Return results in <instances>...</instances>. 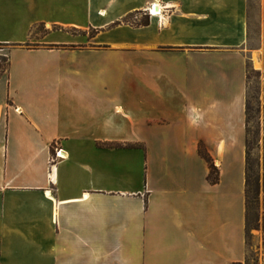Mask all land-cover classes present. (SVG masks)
<instances>
[{
    "label": "crops",
    "instance_id": "0c3cea01",
    "mask_svg": "<svg viewBox=\"0 0 264 264\" xmlns=\"http://www.w3.org/2000/svg\"><path fill=\"white\" fill-rule=\"evenodd\" d=\"M260 15L250 48V0H0V264H245L248 64L263 75L264 215V0ZM170 47L190 65L185 106L118 88L126 53ZM86 52L113 74L71 78Z\"/></svg>",
    "mask_w": 264,
    "mask_h": 264
},
{
    "label": "rangeland",
    "instance_id": "374dc122",
    "mask_svg": "<svg viewBox=\"0 0 264 264\" xmlns=\"http://www.w3.org/2000/svg\"><path fill=\"white\" fill-rule=\"evenodd\" d=\"M261 0H250V19L252 23L251 30V42L250 48H256L260 44V25H261ZM150 17L146 12L135 15L131 18V25H135L143 18ZM159 31V30H158ZM90 34L95 35V32ZM125 35V33L123 32ZM114 35H122L116 33ZM127 36V35H125ZM143 36H149L150 39L155 41L164 40L170 43H182L185 44V31L181 29H172L164 33L161 36H157V31L154 29L151 32H144ZM107 39V38H104ZM7 48L0 46V52L6 51ZM185 48L170 47L163 49L161 52H135L126 53L127 61L117 64L119 71H123L124 77L120 80L119 89L125 91H142L149 92L151 89L158 90L164 95L170 97L173 96V106L182 107L185 106V76L190 72L189 62L185 60ZM5 54V52H3ZM104 53H78L77 63L70 64L67 67L71 78L82 79V77L76 76L80 73L83 77L86 75L97 76L103 72H109L113 74V68L108 65L104 60ZM131 59V60H130ZM108 68V69H107ZM105 69V71H102ZM66 70V71H67ZM107 70V71H106ZM255 71V70H254ZM136 75V77H134ZM113 84H110V88ZM251 96L259 98L261 107H263V75L259 78H253L251 82ZM262 118V112L260 113ZM255 157L260 161V168L257 170L260 176V184L262 183V136L260 140V148L255 151ZM259 212L262 217L261 204H262V190L260 189L259 196ZM261 223V221H260ZM252 238L250 239L249 257L250 264H262L264 256V237L263 231L252 230Z\"/></svg>",
    "mask_w": 264,
    "mask_h": 264
},
{
    "label": "trees",
    "instance_id": "16d2710c",
    "mask_svg": "<svg viewBox=\"0 0 264 264\" xmlns=\"http://www.w3.org/2000/svg\"><path fill=\"white\" fill-rule=\"evenodd\" d=\"M150 25L148 17L140 20L135 27H147ZM91 37L92 34H90ZM1 46V45H0ZM9 69L8 57H0V76L7 73ZM262 73L254 71L250 64L247 65V104H246V239H247V257L245 264H250L249 249L252 230L263 231L264 237V215L261 217L259 212V196L262 183L257 171L260 168V161L255 157V151L260 148V140L263 130V107H261L259 98L251 96V82L253 78L259 79ZM262 112V118L260 113ZM109 148H130V145H107ZM200 156L207 161L210 167L208 181L212 185L220 182V172L213 163L204 145L199 147ZM261 221V223H260Z\"/></svg>",
    "mask_w": 264,
    "mask_h": 264
},
{
    "label": "built area",
    "instance_id": "2783aa9c",
    "mask_svg": "<svg viewBox=\"0 0 264 264\" xmlns=\"http://www.w3.org/2000/svg\"><path fill=\"white\" fill-rule=\"evenodd\" d=\"M156 6H153L152 9H149L147 13V15L152 18V17H156V16H159V15H155V12H154V9H155ZM54 149H55V156H53L52 160L53 162H57L58 160H62L63 158H65L64 156V152L63 150L60 148V145L57 144L54 146Z\"/></svg>",
    "mask_w": 264,
    "mask_h": 264
},
{
    "label": "bare ground",
    "instance_id": "6f19581e",
    "mask_svg": "<svg viewBox=\"0 0 264 264\" xmlns=\"http://www.w3.org/2000/svg\"><path fill=\"white\" fill-rule=\"evenodd\" d=\"M154 12H155V15H159L160 14V9H157V6H156L155 9H154Z\"/></svg>",
    "mask_w": 264,
    "mask_h": 264
}]
</instances>
